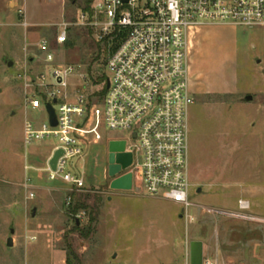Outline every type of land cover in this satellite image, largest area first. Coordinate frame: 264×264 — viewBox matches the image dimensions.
I'll use <instances>...</instances> for the list:
<instances>
[{
	"label": "rangeland",
	"instance_id": "374dc122",
	"mask_svg": "<svg viewBox=\"0 0 264 264\" xmlns=\"http://www.w3.org/2000/svg\"><path fill=\"white\" fill-rule=\"evenodd\" d=\"M83 5L82 0H0V264L65 263L66 242L78 264L112 260L189 264L193 240L202 242L203 258L217 264H264V48L260 27L214 24L210 28L215 42L235 41L231 55L235 69L229 65L225 75L229 78L233 73L238 91L193 95L188 112L191 205L185 212L167 200L107 189L105 139L117 133L106 128L103 139L92 143L78 162L86 173L90 188L85 193L90 195L86 205L91 210L69 213L67 186L49 182L44 172L35 170L44 166L57 141L47 137L29 146L23 143L24 120L37 128L47 120L41 107L26 106L33 90L26 84L33 74L42 73L46 82H52L49 67L40 59L38 41L48 39L56 59L75 67L67 92L72 85L81 89L76 70L86 72L88 93L101 87L95 78L107 76L101 46L87 29L72 25L66 43L55 42L57 25L74 22ZM218 46L213 44L210 49L213 81L222 77L220 64L228 60ZM66 90L61 88V92ZM246 95L250 101H244ZM28 191L34 192V198H27ZM95 197L100 199L97 204ZM240 200L248 207L239 208ZM90 215L95 217L92 223ZM29 236L35 240L29 241ZM8 237L11 246L6 245Z\"/></svg>",
	"mask_w": 264,
	"mask_h": 264
},
{
	"label": "built area",
	"instance_id": "2783aa9c",
	"mask_svg": "<svg viewBox=\"0 0 264 264\" xmlns=\"http://www.w3.org/2000/svg\"><path fill=\"white\" fill-rule=\"evenodd\" d=\"M211 24L260 27L264 48V0H92L78 10L74 22L59 23L55 36L56 44L64 45L69 27L81 26L101 46L107 76L99 90L88 93L87 74L78 70L82 91L72 85L67 92L75 67L56 59L48 39L38 41L40 59L49 67L52 82H46L42 73L33 74L26 84L33 89L26 106L41 107L47 120L38 128L24 120L23 143L29 146L56 138L44 166L35 170L44 172L49 182L67 186V207L71 193L90 191L78 162L92 143L103 139L105 128L117 133L105 139L108 157L112 153L113 164L119 166L113 175L109 162L105 169L104 180L111 193L119 191L109 187L111 181L129 174L131 187L122 191L167 200L179 205L182 212L191 205L188 112L194 98L186 36L190 28ZM48 87L53 88L49 91ZM47 104L55 115L54 126L49 122ZM112 141H123V150L110 151ZM56 150L62 154L52 169L49 160ZM121 153L130 155L125 167L115 160ZM27 198H34V192L28 191ZM238 206L248 207L243 200ZM28 240L34 241L35 236ZM202 264L217 263L202 257Z\"/></svg>",
	"mask_w": 264,
	"mask_h": 264
},
{
	"label": "crops",
	"instance_id": "0c3cea01",
	"mask_svg": "<svg viewBox=\"0 0 264 264\" xmlns=\"http://www.w3.org/2000/svg\"><path fill=\"white\" fill-rule=\"evenodd\" d=\"M211 25H204L196 28H190L187 32V62L189 72V86L194 97H202L205 95H222V94H236L238 91L237 80L232 75L228 78L225 71L229 65L231 70L235 69L234 61L231 55L235 54V41L215 42L217 38L210 30ZM229 25V24H228ZM233 26V25H231ZM213 44H219L220 53H226L227 59L220 64V71L223 75L217 81L212 80L211 70L212 62L209 60L210 49ZM224 69V70H223ZM247 96V95H246ZM245 97V96H244ZM244 101H246L244 99ZM250 101V100H249ZM110 200V198H108ZM154 259V258H153ZM156 262V260L154 259ZM139 260L133 262L112 260L108 264H150Z\"/></svg>",
	"mask_w": 264,
	"mask_h": 264
},
{
	"label": "water",
	"instance_id": "95a60500",
	"mask_svg": "<svg viewBox=\"0 0 264 264\" xmlns=\"http://www.w3.org/2000/svg\"><path fill=\"white\" fill-rule=\"evenodd\" d=\"M84 2H90L92 0H82ZM126 1V0H123ZM246 101L251 100V96L247 95L244 97ZM47 112L49 114V122L52 126L56 124L55 115L53 112L52 107L47 104L46 106ZM124 143L123 141H112L109 143V150L110 151H121L123 150ZM62 154L61 150H56L52 157L49 160V165L52 169L55 167V163L57 158ZM117 162L121 164L122 167H125L130 162V155L127 153L118 154L116 159ZM114 156L112 153L109 154L108 162L109 165V174L113 175L118 169L119 166L113 164ZM109 187L115 190H128L131 187V178L129 174H126L120 178H117L111 181ZM199 191V190H198ZM10 232L12 233L13 230L11 229ZM6 245H12V238L8 237L6 240ZM202 257H203V250H202V242L199 240H193L189 243V264H202Z\"/></svg>",
	"mask_w": 264,
	"mask_h": 264
},
{
	"label": "trees",
	"instance_id": "16d2710c",
	"mask_svg": "<svg viewBox=\"0 0 264 264\" xmlns=\"http://www.w3.org/2000/svg\"><path fill=\"white\" fill-rule=\"evenodd\" d=\"M86 3V2H84ZM104 81V77H97L94 80V83L99 84L102 83ZM89 194H85V193H81L78 194V196H76V194L71 193V202L68 205V212L69 213H76L79 209H87L91 207H89L88 205H86V201L89 199ZM100 201V199L98 197L94 198V203L97 204ZM95 208V207H94ZM95 220V217L93 215L89 216V222L92 223ZM90 231V226L87 228L86 233H88ZM81 233V231H80ZM65 248H66V255H65V263L66 264H72L76 263L78 264V258L76 256V254L74 253V251L72 250L71 246L69 243H65Z\"/></svg>",
	"mask_w": 264,
	"mask_h": 264
}]
</instances>
